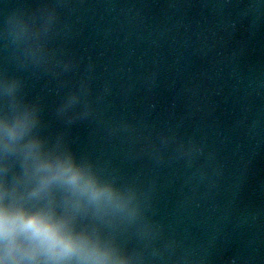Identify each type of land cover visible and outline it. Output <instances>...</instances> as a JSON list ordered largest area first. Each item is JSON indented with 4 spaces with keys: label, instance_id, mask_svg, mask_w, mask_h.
Listing matches in <instances>:
<instances>
[{
    "label": "water",
    "instance_id": "1",
    "mask_svg": "<svg viewBox=\"0 0 264 264\" xmlns=\"http://www.w3.org/2000/svg\"><path fill=\"white\" fill-rule=\"evenodd\" d=\"M25 112L125 202L75 227L126 264H264V0H0V119Z\"/></svg>",
    "mask_w": 264,
    "mask_h": 264
},
{
    "label": "clouds",
    "instance_id": "2",
    "mask_svg": "<svg viewBox=\"0 0 264 264\" xmlns=\"http://www.w3.org/2000/svg\"><path fill=\"white\" fill-rule=\"evenodd\" d=\"M34 123L29 112L0 119V154L5 161L20 157L23 169L9 182L10 165L0 167V264H126L97 236L75 227L89 208L100 214L122 210L125 202L71 155L45 153L35 138L25 142Z\"/></svg>",
    "mask_w": 264,
    "mask_h": 264
}]
</instances>
